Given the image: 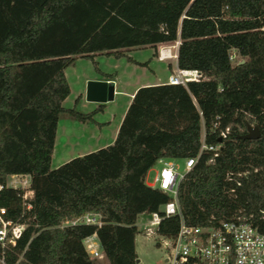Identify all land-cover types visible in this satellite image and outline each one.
<instances>
[{"label":"trees","instance_id":"1","mask_svg":"<svg viewBox=\"0 0 264 264\" xmlns=\"http://www.w3.org/2000/svg\"><path fill=\"white\" fill-rule=\"evenodd\" d=\"M175 41L176 67L203 79L138 87L111 144L50 168L60 115L94 122L102 109L61 105L65 67ZM231 49L241 63L230 62ZM250 123L259 136L239 138ZM202 133L214 154H198ZM160 157H196L177 188L185 223L237 216L264 233V0H0V183L25 174L32 190V220L15 246L0 248L4 264H95L82 244L91 235L107 264H135L136 218L167 200L144 182ZM20 192L0 190L5 219L20 216ZM85 212L101 224H65ZM177 224L170 216L158 231Z\"/></svg>","mask_w":264,"mask_h":264},{"label":"built area","instance_id":"2","mask_svg":"<svg viewBox=\"0 0 264 264\" xmlns=\"http://www.w3.org/2000/svg\"><path fill=\"white\" fill-rule=\"evenodd\" d=\"M165 56L176 58V52L168 51L166 55V50L160 49L158 58L164 59ZM200 79L203 77L198 70L176 68L174 73L167 76L166 83L184 85L188 81ZM226 131L227 128L220 130L219 135L224 137ZM217 149L218 145L204 143L202 133L198 154L204 150L214 154ZM181 160V167L172 158L160 157L156 160L159 168L152 177V183L147 185L162 191L166 194L167 200L159 206L158 210L143 212L146 218L139 224L135 221L136 234L151 238L155 245L162 249L161 264H264V233L244 218L236 216L203 225H192L183 221L177 200V188L184 174L193 166L196 157H185ZM6 187L21 190L23 210L17 219L10 220L3 217L5 208L0 206L1 249L15 246L26 228L24 210L30 208L28 201L32 196L29 175H9L4 183H0V190ZM170 216H176L178 219L175 232L160 233L158 231L160 222ZM65 224L99 226L101 216L98 213L85 212ZM90 254H92L91 259L97 256L95 252ZM104 261L106 262L105 256ZM0 264H4L2 257H0Z\"/></svg>","mask_w":264,"mask_h":264},{"label":"rangeland","instance_id":"3","mask_svg":"<svg viewBox=\"0 0 264 264\" xmlns=\"http://www.w3.org/2000/svg\"><path fill=\"white\" fill-rule=\"evenodd\" d=\"M178 41L175 42H169L162 44L160 46L159 50H166V55L168 51L175 52V47L177 46ZM153 49L149 46L146 47H139V48H132L129 50H124L122 52V55L117 57L111 56V55H104V54H97L93 55L92 59H85L82 57L75 58L71 64H69L67 67H65V72L67 74V78L69 81H71L72 78H74L76 75H79L80 73H83L84 75H91L93 77H99L102 75V73L99 72L98 69L104 71V72H111L114 73L115 71L118 73L119 77V84L124 87V89H129L132 87L135 83L142 80L147 81H154V79H164L167 71L166 63L165 61H157L153 55H152ZM158 51H157V57H158ZM229 60L231 63H235L240 61V56L237 54V52L233 49L229 50ZM116 59V60H115ZM130 60L131 62L133 60L142 62V64H133L126 62L127 60ZM128 60V61H129ZM170 66V64H167ZM76 81L71 83V89L75 88ZM71 97H68L66 99V102L63 103L64 107H72V104L70 102ZM77 103V102H76ZM113 106V105H112ZM119 104L118 102L115 103L114 108H118ZM76 110H83V112L87 111L88 108H81L79 105L76 106ZM97 116H101L100 114H97ZM104 116V115H103ZM70 120L65 115L61 114L58 120V124L56 127L55 132V150H57L58 153L53 155V158L51 159V165L54 166L60 156L65 157L68 156L73 149L79 148V146L89 145V142H93L90 138L89 134L87 135V130L84 132V136L82 135V131L80 129H83V127L74 128V124H66ZM73 121V120H72ZM76 122V121H73ZM77 123V122H76ZM76 125V124H75ZM80 125V124H77ZM253 124L250 123L249 126H252ZM237 130H240L239 127H236ZM71 132L72 134H76V138L72 137V140H67L66 136L68 133ZM80 133L82 136H80ZM65 138V139H64ZM174 162L181 167L182 160L174 159ZM59 165V164H58ZM159 168V164L155 161L151 167L147 170L145 174V182L146 183H152V177L156 170ZM146 218L145 213L138 214L136 218V223H141ZM32 219L27 218L26 223H29ZM82 244L86 250V252L89 254V256H92L90 254L89 245L95 244L96 245V251H100V247L96 243L95 237H89L84 238L82 240ZM134 249L136 253V262L135 264H161L162 257H163V251L160 247L156 246L154 241L151 238H145L141 234H135L134 237ZM107 264V261L104 260L102 262L95 261V264Z\"/></svg>","mask_w":264,"mask_h":264},{"label":"crops","instance_id":"4","mask_svg":"<svg viewBox=\"0 0 264 264\" xmlns=\"http://www.w3.org/2000/svg\"><path fill=\"white\" fill-rule=\"evenodd\" d=\"M162 44H165V43H156L154 45H144V46H140V47H146V46L151 47L153 49V52H152L153 57L157 61H165V63H166L165 70L167 71L165 78L164 79H154V81H147L146 79L142 80V81H138L129 89H124V87L119 84V77H118V73L116 71L114 73H111V72H104V71L98 69L100 73L110 74V76L100 75L99 77H93L91 75H84L83 73H80L79 75H76L74 78H72L71 81H69L67 78V74L64 70V76L66 78V81H67V84L69 87V94L63 99V101L61 102V105L63 106V103L66 102V99H68V97H71L70 102H71L72 106L74 105V107L77 108L76 106L79 105L81 108H88L87 111H85V112L93 110L99 104H102V109L94 114V116H93L94 122H77L76 123V122H73L71 119L67 120L68 122L66 124H74V126H73L74 128L80 129V127H83V129H80L83 132L82 135L84 136V132L87 130L86 136H88V134H89L90 135L89 137L92 138L91 140H93V139L94 140H93V142H89V145H84L81 147L79 146V148L73 149L72 152L68 156L67 155L65 157L60 156V158L58 159L59 161H57L54 166H52L50 163V168H55L58 166V164L60 165L64 162H66L67 160H69L70 158L74 157V156L82 155V154H85V153L90 152L92 150H95V149H98L101 147H105V146H107L113 142L114 137L116 135L118 125L120 124V122L122 120L124 112H125L128 104H129V102H130V99H131L134 91L138 87H141V86L158 85L161 83H165L167 76L171 73H174L175 69L177 68L176 67V58H171L169 56H165L164 59H160L156 56L157 51L159 52V48H160V46H162ZM132 48H139V47L125 48V49H121L120 51L123 52L124 50H129ZM176 49H177V46L175 47V52H176ZM169 52H170V50H169ZM97 54L98 53H95L94 55H97ZM76 58H78V57H76ZM126 62L130 63L131 61L127 60ZM131 63L142 64V65L144 64L142 62H138L135 60H133ZM167 64H170V66H168ZM75 80H77L76 84H75V88L71 89L70 85H71L72 81L75 82ZM89 80H100V81H105V82L111 81L113 83V98L110 101H103V102L87 100L85 97V89H86V83ZM76 97H78V101H77V103L74 104V99ZM117 102H118L119 106H118V108H116V107L114 108L115 103H117ZM79 111L83 112L82 109ZM97 114L102 115V117L97 116ZM77 124H80V125H77ZM82 135L80 133V136H82ZM76 136H78V135H76L74 133L72 134L71 132H69L68 135L66 136L67 137L66 139L72 140V137L76 138ZM55 147H56V144H55V137H54L53 148H52V152H51V159L53 158L54 154L58 153L57 150H55ZM50 162H51V160H50ZM144 182H145V180H144ZM146 184H148V183H146ZM90 237H94V235H91Z\"/></svg>","mask_w":264,"mask_h":264},{"label":"water","instance_id":"5","mask_svg":"<svg viewBox=\"0 0 264 264\" xmlns=\"http://www.w3.org/2000/svg\"><path fill=\"white\" fill-rule=\"evenodd\" d=\"M242 60L239 61L241 63ZM85 97L87 100L103 102L113 98V83L100 80H89L86 83ZM259 136L257 126H246L245 132L239 135L241 139H255ZM137 260H135L136 262Z\"/></svg>","mask_w":264,"mask_h":264},{"label":"bare ground","instance_id":"6","mask_svg":"<svg viewBox=\"0 0 264 264\" xmlns=\"http://www.w3.org/2000/svg\"><path fill=\"white\" fill-rule=\"evenodd\" d=\"M90 247V252L91 253H96L97 256H95L93 259L102 262L104 260V254L101 251H96V245L95 244H91L89 245Z\"/></svg>","mask_w":264,"mask_h":264}]
</instances>
